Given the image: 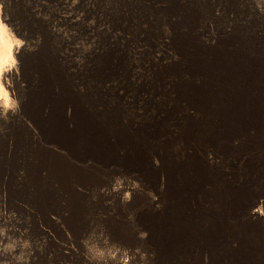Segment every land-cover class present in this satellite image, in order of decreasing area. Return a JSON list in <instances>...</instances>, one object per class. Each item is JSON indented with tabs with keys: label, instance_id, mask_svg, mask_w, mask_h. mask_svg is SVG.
Wrapping results in <instances>:
<instances>
[{
	"label": "rangeland",
	"instance_id": "1",
	"mask_svg": "<svg viewBox=\"0 0 264 264\" xmlns=\"http://www.w3.org/2000/svg\"><path fill=\"white\" fill-rule=\"evenodd\" d=\"M0 22L13 42L0 76V264H264V175L249 171L264 141L203 146L199 135L224 130L218 111L199 110L179 86L208 85L235 62L264 68V0H0ZM119 52L125 77L100 78ZM42 53L64 69L50 92L72 87L76 106L109 134L139 140L151 165L122 167L127 142L110 158L46 134L31 110ZM190 157L203 170L197 183L179 191L176 179L171 190L166 176ZM158 225L185 228L177 247L163 246ZM192 229L220 231L197 240Z\"/></svg>",
	"mask_w": 264,
	"mask_h": 264
},
{
	"label": "bare ground",
	"instance_id": "2",
	"mask_svg": "<svg viewBox=\"0 0 264 264\" xmlns=\"http://www.w3.org/2000/svg\"><path fill=\"white\" fill-rule=\"evenodd\" d=\"M126 23H127V21L126 22L124 21V25H126ZM184 40L185 39L182 38V42H184ZM185 44H186V41H185ZM12 45H13L12 39L8 37V35L5 32L3 25L0 22V76H2V77H3V74L5 73L6 69L9 68V67H7V68L4 67V62L6 60L10 59V53L12 52L11 51ZM192 47H191V49H192ZM121 51H123V50H121ZM125 51H127V50H125ZM110 52H112V51H110ZM119 54H120V52H119ZM122 54H124V53H122ZM105 55H107V54L105 53ZM123 57L124 56H121V54H120V57H118L116 54L112 55V53L109 54L108 56H106L105 59H103V62L102 63L100 62L101 64L99 66L97 65L98 66V68L96 67L97 70L95 69L97 75H99L100 78L106 77L108 75L111 76L112 74L118 72L117 70H119V69H121V72H119V73H122L124 71V69L126 68V63H124ZM37 58L38 59H37L36 63L42 65L40 67V69L43 73V76H42L43 77V79H42V86H43L42 90L43 91L37 93V95H35V97L33 98V101H31V110L35 116L34 119L35 120L37 119V123L39 122L41 128L45 130L47 135L49 134V135L55 137L59 142L65 144L66 146H68V148L70 147L72 150H74L76 152L80 151V152H84V153L96 154V155H101V156L110 157V158L117 157L114 155H116V148H117L119 143H121V142L126 143L127 142V143H130L131 149L129 151L123 153L122 156L120 155L119 158H120V161L122 163V167L127 168V169L132 168L133 170H137L139 172V170L142 166H146V168H147L148 165L152 164V163L150 164V162H148V154H147L146 150L144 149V147H142L143 144L141 145L139 143V140L137 141L136 139L133 140V138L132 139L127 138L128 136L125 137V134H124V136H122L121 133H117V132H115L117 134H114V133L109 134L108 131L105 130L107 127L106 125H105L106 127L104 129L97 122L98 120L95 121V119L90 117V115L85 111L86 108L84 109V111H82L81 108L78 107V105H79L78 104L79 102L77 103L78 97H77L76 93L71 89L72 87L70 88L69 86L62 84L59 86V89H58V87L56 86L58 89V92L55 94H52L50 92L51 82H53V83L59 82L60 83L61 78H62V75H61L62 70L60 71V67L56 66L55 63L49 64L48 60H47V56L44 53H42V55H39ZM128 61L130 62V60H128ZM190 61L194 64V66L196 65V62L194 60L190 59ZM211 63H212L213 69L217 73L218 67H220V63L217 60L212 61ZM9 65H11V63H9ZM188 65H189V67H191L190 63H188ZM63 71H64V69H63ZM259 73H264V68H262L261 65L260 66L258 64L256 65V63H251V64L249 63L248 65H246L244 62L243 63H239V62L236 63L235 62L234 66H231V67L227 66L225 68V71H223L221 73V75L217 76V78H216L217 80L215 82L208 81L209 82L208 85L204 84L203 80H202V83L201 82L198 83L200 80L199 81L196 80V81H198L197 83L193 82L192 80H188L187 82H184V83L179 85V86H181L180 87L182 90L181 93H183L185 96L188 97L187 100H189L190 104H192V105L195 104L199 110H201L202 107L208 108V106H209V108H210L213 105H215L216 109H217L216 111H218L217 113L219 114V119L218 118H216V119L221 122L220 126H222L224 128V130H223V132L216 131L215 126L219 125V124L216 123L215 119L213 118V120L211 122L207 123V126H209V127L212 126L215 129L214 135L211 136L210 138H207L205 135H199V137L197 138L198 141L203 143L202 144L203 146L205 144L214 145L211 143L214 142L215 139H218L221 137H222V139L220 140V142H226L229 140V138H231V139H238V151H239V150H242L243 147L247 144V140H250L253 137H256L260 142L264 141V75H258ZM123 77H125V75ZM127 78H128V76H127ZM65 79H64V81H65ZM155 81H157V80H155ZM40 86H41V84H40ZM53 86H55V85H53ZM138 87H141V86H138ZM150 89H152V88H150ZM2 93H3L2 92V86L0 85V95H2ZM133 93H135V92H133ZM181 93H179V94H181ZM44 94H45V96H44ZM141 95L142 94H140L139 96H141ZM135 96H137V95H135ZM45 97L49 99V104L47 105L48 107L47 106L44 107L45 106L44 105V98ZM146 97H147V95H146ZM146 97H145V99H146ZM149 97H150V95H149ZM148 100H151V99L148 98ZM76 104H78V105L76 106ZM67 105L72 106V107L70 106L71 107V117L70 118L65 111V108ZM82 106L83 105H81V107ZM152 118H153V116H152ZM154 120H155V118H154ZM207 120H208V117H207ZM69 121H72L71 125H69ZM100 123H102V122H100ZM141 124H145V123H141ZM151 126L153 127V125H151ZM145 128H147V127H145ZM156 129H157V127H156ZM124 130H128V129H124ZM118 132H120V130ZM139 132H140V130H139ZM130 137H132V136H130ZM140 142L143 143V141H140ZM208 145H205V146L208 147ZM221 145H224V143H222ZM127 146H128V144H127ZM124 147L126 148V146H124ZM151 151H153V150H151ZM238 158L243 159L244 156L238 155ZM159 161H160V159H159ZM161 165H162V163H161ZM176 165L177 166L179 165L176 168V176H175V174H173V172L168 173V176H166V177H168L167 181H168V185H169L170 189L171 190L175 189L176 179H177V188L179 189V191L189 190V189L193 188L195 186V184L197 183L199 176L201 175L203 170L201 168H199V166L195 163V161L193 159H191V157L189 158V160L185 164L177 163ZM249 167H250L249 168L250 173H255L256 175H264V152H262L260 154H255L254 157H251V159L249 161ZM153 168H155V167H153ZM126 173H128V172H126ZM256 175H255V177H256ZM87 178H90V177H87ZM181 202L184 203V200H182ZM165 205H166V203H165ZM163 207H165V206H163ZM154 213L156 214V212H154ZM254 214H256V213H254ZM159 217L157 218L158 221H159V219L162 220V218H159ZM142 219H145V218H142ZM165 223L166 222H164L163 224H165ZM184 230H185V228H183V227H178L177 229H173L170 226H166L165 228L162 227L160 229L159 233H161V235H162L161 241H162L163 246H165L166 249H173L174 247H177L176 245H179L178 244L179 239L177 240V238L182 236L181 234L183 233ZM216 230H218V229H216ZM187 231H189V234L191 233L193 239H194L195 235L198 234L199 236L196 238L198 240V238L200 236L201 237L202 236L203 237L204 236L215 237L216 234H218L220 230L216 231V233L215 232L210 233L209 231L207 233V231H204V229H202V230L192 229V230H187ZM184 235H185V233L183 234V237H185V236L188 237L187 235H185V236ZM220 235H222V234H220ZM126 237H125V239H126Z\"/></svg>",
	"mask_w": 264,
	"mask_h": 264
}]
</instances>
